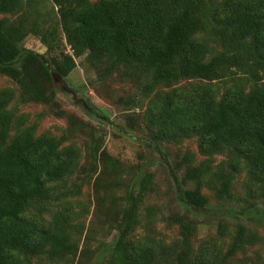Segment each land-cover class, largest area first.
Returning a JSON list of instances; mask_svg holds the SVG:
<instances>
[{"label":"trees","instance_id":"16d2710c","mask_svg":"<svg viewBox=\"0 0 264 264\" xmlns=\"http://www.w3.org/2000/svg\"><path fill=\"white\" fill-rule=\"evenodd\" d=\"M27 1L0 0V15L6 16L0 18V74L19 86L21 103L54 106L55 76L67 78L77 67L76 59H83L102 81L115 75L135 84L139 97L126 99L128 108L143 109L149 99L142 117L148 132L145 146L166 164L164 144L195 137L204 156L230 154L227 169L218 176L219 198L229 196L235 174L246 173L251 184L264 190V0H55L72 54H55L56 30L32 24L24 13ZM13 15L19 16L8 18ZM30 33L42 38L47 59L23 46ZM223 79L231 84L220 94L214 81ZM184 80L189 83L161 90ZM15 99L14 89H0V264L77 256L72 222L79 213L69 204L56 211L54 203L72 193L58 184L78 170L80 150L73 144L64 147L65 138L50 133L37 136L35 125L25 127V116L9 109ZM87 112L109 120L96 107ZM138 116L128 115L127 123L135 124ZM119 127L134 138L129 128ZM99 150L93 147L90 158L116 171L117 163L104 151L99 158ZM184 161L187 181L207 174V168L194 165L193 156ZM169 169L178 183L181 167L171 163ZM150 182V176L141 174L126 191L122 218L113 238L99 246L97 264H249L233 261L244 248L245 229L225 255L209 245L195 252L196 224L179 216L172 219L180 226V242L165 244L153 236L131 241ZM177 198L189 213L210 208L199 190L183 189ZM249 211L253 209L242 210ZM147 213L151 227L155 208ZM260 216L264 222V211Z\"/></svg>","mask_w":264,"mask_h":264},{"label":"rangeland","instance_id":"374dc122","mask_svg":"<svg viewBox=\"0 0 264 264\" xmlns=\"http://www.w3.org/2000/svg\"><path fill=\"white\" fill-rule=\"evenodd\" d=\"M54 1L28 0L24 13L30 15L32 24L45 30H56L59 49L55 54L60 50L72 54L59 23V7ZM18 16L8 18L16 20ZM3 17L6 16L0 15V18ZM23 46L47 59L48 48L40 36L30 33ZM76 62V69L67 78L55 76L58 93L54 106L34 101L21 103L19 86L11 78L0 74V89L12 88L16 92V99L9 109L16 116H25V127L35 125L37 136L50 133L65 138L64 147L73 144L81 153L78 170L67 181L58 184L64 191L72 190V193L64 201L54 203L56 211L65 209L69 204L79 213V217L72 222L74 243L78 247L77 256L70 254L62 261L49 257L34 258L32 264H97V250L115 235L119 225L116 221L122 218L121 212L126 206V191L134 186L141 174L150 176L151 182L148 195L140 208L141 224L130 235L131 241L138 242L153 236L165 244L180 242V226L172 219L179 216L196 224L193 238L195 252L202 246L209 245L215 246L225 255L239 231L245 229L244 248L238 250L233 261L264 264V222L260 216V212L264 211L263 188L251 184L246 173L235 174L229 196L219 198L215 193L219 185L218 176L227 169L230 154L204 156L195 137L181 143L164 144V150L169 155V163L166 164V160H162L159 154L145 146L148 132L142 117L149 99H145L143 109L128 108L124 104L125 100L133 95L139 97L135 84L122 81L115 75L102 81L83 59H76ZM188 83L189 80H184L165 85L161 90L170 91ZM214 84L221 94L231 82L223 79L214 81ZM95 107L109 120L102 122L89 115L87 111ZM60 110L66 112V115H60ZM135 112L139 115L134 119L135 124H128V115ZM119 126L129 128V134L134 138L127 136ZM132 128L138 130L134 131ZM15 133L16 129L13 128L11 136ZM93 147L100 149L99 158L104 156V151L108 159L115 161L117 170L113 171L96 159H91ZM185 156H193L195 166L207 168V174L202 180L187 181ZM171 163H177L181 167L178 183L170 173ZM96 165V171H92ZM183 189L199 190L210 208L204 213L198 210L189 213L177 198L178 192ZM150 207L155 208L151 227L147 223ZM246 209L253 211L242 212ZM234 212L240 215H232ZM50 216L46 217L49 219Z\"/></svg>","mask_w":264,"mask_h":264}]
</instances>
